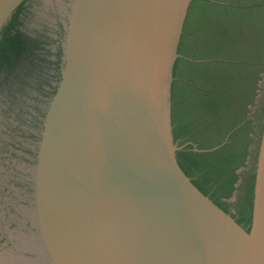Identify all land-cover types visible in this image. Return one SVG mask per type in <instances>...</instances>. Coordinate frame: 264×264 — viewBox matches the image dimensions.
Wrapping results in <instances>:
<instances>
[{
  "label": "water",
  "instance_id": "obj_1",
  "mask_svg": "<svg viewBox=\"0 0 264 264\" xmlns=\"http://www.w3.org/2000/svg\"><path fill=\"white\" fill-rule=\"evenodd\" d=\"M24 1L0 0V34ZM191 2L23 7L0 68V264H264V144L252 235L177 161Z\"/></svg>",
  "mask_w": 264,
  "mask_h": 264
},
{
  "label": "trees",
  "instance_id": "obj_2",
  "mask_svg": "<svg viewBox=\"0 0 264 264\" xmlns=\"http://www.w3.org/2000/svg\"><path fill=\"white\" fill-rule=\"evenodd\" d=\"M25 0L0 34V68L25 48L16 29ZM174 64L177 161L192 184L252 235L264 144V0H192ZM229 137V141L220 147Z\"/></svg>",
  "mask_w": 264,
  "mask_h": 264
},
{
  "label": "rangeland",
  "instance_id": "obj_3",
  "mask_svg": "<svg viewBox=\"0 0 264 264\" xmlns=\"http://www.w3.org/2000/svg\"><path fill=\"white\" fill-rule=\"evenodd\" d=\"M73 0H27L25 7L69 9Z\"/></svg>",
  "mask_w": 264,
  "mask_h": 264
},
{
  "label": "flooded vegetation",
  "instance_id": "obj_4",
  "mask_svg": "<svg viewBox=\"0 0 264 264\" xmlns=\"http://www.w3.org/2000/svg\"><path fill=\"white\" fill-rule=\"evenodd\" d=\"M26 4V2L24 3V5Z\"/></svg>",
  "mask_w": 264,
  "mask_h": 264
}]
</instances>
